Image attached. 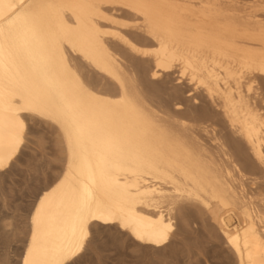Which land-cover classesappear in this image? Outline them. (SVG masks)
<instances>
[{
    "label": "bare ground",
    "instance_id": "6f19581e",
    "mask_svg": "<svg viewBox=\"0 0 264 264\" xmlns=\"http://www.w3.org/2000/svg\"><path fill=\"white\" fill-rule=\"evenodd\" d=\"M115 43L150 59L151 79L176 74L203 94L232 138L211 126L210 150L185 118H161ZM35 120L56 127L64 162L25 209L19 264H71L93 230L165 264L187 206L209 216L231 264H264V0H0V173Z\"/></svg>",
    "mask_w": 264,
    "mask_h": 264
},
{
    "label": "rangeland",
    "instance_id": "374dc122",
    "mask_svg": "<svg viewBox=\"0 0 264 264\" xmlns=\"http://www.w3.org/2000/svg\"><path fill=\"white\" fill-rule=\"evenodd\" d=\"M125 30L139 39L146 38L129 28ZM113 47L122 58L123 66L136 78L141 94L161 118H185L194 134L210 150H215L212 127L218 137L232 138L219 110L203 94L179 80L176 74L151 79L147 74L152 66L150 59L136 61V57L120 44L115 43ZM82 72L100 89L115 90L111 81L94 70L82 66ZM204 128L208 134L202 131ZM29 129L32 131L16 161L0 173V259L3 264H19L20 257L16 250H20L19 240L26 226L25 209L32 195L56 175L64 162L63 146L54 125L35 120L28 123ZM244 184L247 189L250 188L248 181ZM187 208L190 213L189 226L181 233L183 223L176 219L179 235L173 239L174 245L183 239V248L178 256L168 257L165 264H231L233 256L209 216L199 214L192 206ZM91 240L93 243L89 244L75 264H144L139 254L134 253L131 243L120 238L114 230H93Z\"/></svg>",
    "mask_w": 264,
    "mask_h": 264
},
{
    "label": "snow or ice",
    "instance_id": "6c2138e0",
    "mask_svg": "<svg viewBox=\"0 0 264 264\" xmlns=\"http://www.w3.org/2000/svg\"><path fill=\"white\" fill-rule=\"evenodd\" d=\"M32 130L29 129V132H31ZM35 135H39V133H35ZM0 207H2V205H0ZM95 239V233H93V240ZM93 240H89L88 243L91 244L93 243ZM0 264H3V260L0 259ZM72 264H75V261L72 262Z\"/></svg>",
    "mask_w": 264,
    "mask_h": 264
}]
</instances>
